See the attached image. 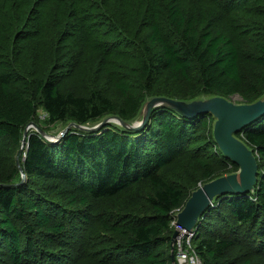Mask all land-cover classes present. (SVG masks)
I'll return each instance as SVG.
<instances>
[{"label": "trees", "instance_id": "obj_1", "mask_svg": "<svg viewBox=\"0 0 264 264\" xmlns=\"http://www.w3.org/2000/svg\"><path fill=\"white\" fill-rule=\"evenodd\" d=\"M77 1L69 0L67 7L79 16L82 11L75 4ZM101 2L106 5L111 0ZM223 4L228 11L197 17L183 11L177 3L162 1L170 34L164 32L160 20L152 19L140 20V26L150 28L142 38L132 30L127 33L122 29L118 36L124 44L131 41L134 45L126 49L119 46L109 53L113 60L99 69L92 82L86 76L70 75L62 84L56 75L47 76L31 66L22 68L20 56L28 47L18 43L21 39L41 37L43 30L38 20L31 24L33 30L21 33L23 36L14 39L18 41L10 47L0 40V137L9 138L19 156V161L16 158L11 165V173L0 177V257L4 249L11 263L30 264L40 260L34 237L64 235L66 224L53 218V207L34 178L56 177L77 188L84 204L89 201L88 196L110 198L133 185L149 183L152 191L146 195L147 212L127 228L120 249L135 253L139 264H174V213L183 208L199 186L239 170L214 140L212 114L187 117L161 107L140 132L109 124L96 133L75 130L58 143L47 142L30 130L21 153L20 148L26 126L32 121L39 124V106L47 117L46 123L39 125L50 131L52 125L71 119L86 123L117 115L131 121L146 99L155 96L192 100L200 95L229 98L237 93L246 103L256 101L264 95V0H248L239 12L248 20L245 47L251 50L247 55L242 52L244 45L220 27L224 14L236 5L233 0ZM151 8L147 0L148 17L152 16ZM81 30L80 27L78 31ZM61 44L59 37L55 55L48 57L54 63H60L59 58L61 63L64 61ZM32 57V64L37 65L38 57ZM61 63L60 67H64ZM238 137L257 153L256 190L220 196L204 213L193 235V245L203 264H232L228 255L236 239H240L234 238L235 226L243 227L250 238L257 233L264 236V117ZM183 162L184 166L192 163L191 170L183 167L176 178H171L169 172L178 170V163ZM20 167L27 175L24 182L22 178L13 180L17 174L22 175ZM74 199L73 196L71 200Z\"/></svg>", "mask_w": 264, "mask_h": 264}, {"label": "rangeland", "instance_id": "obj_2", "mask_svg": "<svg viewBox=\"0 0 264 264\" xmlns=\"http://www.w3.org/2000/svg\"><path fill=\"white\" fill-rule=\"evenodd\" d=\"M68 1L0 0V40L7 43L6 47H10L23 36L21 33L33 30L31 24L38 20L43 30L40 33L41 37L38 35L32 40L21 39L18 43L28 47L20 56L22 68L28 69L31 66L47 76L56 75L62 84L70 75L74 78L86 76L88 82L95 81L99 69L105 68L113 60L109 53L119 46L126 49L134 45L131 41L124 44V39L118 36V32L124 29L127 33H131L132 30L138 37L147 36L150 28L140 26L142 19V22H149L151 19L153 22L160 20L164 32L170 34L171 31L167 25L168 19L165 17L167 9L161 5L165 0H150L153 6L151 17H148L145 11L147 0H111L106 5L101 0L86 2L78 0L75 4L82 11L79 16L74 15L75 11H70L67 7ZM169 1L177 3L183 11L197 17L219 10L228 11L227 8H223L225 0ZM233 2L236 3L235 9L224 14L220 27L244 45L241 46L242 52L247 55L251 50L245 47L248 44L244 29L249 27L248 20L240 16L239 12L244 10L248 0H233ZM27 24L30 25L29 28ZM80 27L82 30L78 31ZM59 37L62 42L61 59L64 61L61 63L59 58L57 62L60 61L64 67L48 59L55 55V41ZM16 38L18 40L15 41ZM0 52H2L1 48ZM123 54L128 56L129 53ZM33 55L38 57L37 65L32 64L35 61ZM120 61L124 62L123 59ZM229 98L237 103L244 102L243 97L237 93ZM37 111V122L46 123L47 117L43 108L39 106ZM61 126L62 123L52 125L50 131L58 134ZM17 153L18 149L9 138L0 137V177H7L11 173V165L16 163ZM178 164H180L178 170L169 172L171 178H176L178 171L180 169L182 171L183 167L191 170L190 162L186 166H184L185 162ZM229 167L233 169L232 165ZM21 178L22 175L19 173L13 180L20 181ZM34 178L49 199V205L53 207L52 210L55 212L53 218L64 222L66 231L61 237L50 238L48 235L34 237L39 245L40 260L30 264H139L135 253L121 251L120 246L128 233L127 228L134 226L139 217L147 212L146 195L152 191L149 183L144 181L133 185L110 198L94 199L88 196L89 201L84 204L81 200L83 194L68 182L56 177ZM73 196L74 202L71 200ZM232 220L235 222L234 219ZM235 229L237 231L234 238L240 239H236L231 247L228 260H231L232 264H264V236L257 233L255 237L250 238L243 227L235 226ZM0 264H13L4 249Z\"/></svg>", "mask_w": 264, "mask_h": 264}, {"label": "water", "instance_id": "obj_3", "mask_svg": "<svg viewBox=\"0 0 264 264\" xmlns=\"http://www.w3.org/2000/svg\"><path fill=\"white\" fill-rule=\"evenodd\" d=\"M161 107L172 109L187 117L212 114L214 117L213 135L216 144L224 156L239 166L238 171L219 176L199 186L192 192L183 208L174 213L177 229H175L171 241V255L175 264V241L180 229L194 232L204 213L213 206L220 196L255 193L259 175L257 153L254 148L238 137V134L242 133L250 124L264 117V95L252 103H237L220 95H200L192 100L155 96L146 99L137 117L131 121H126L117 115H110L86 123H79L71 119L62 124L58 134H53L52 131H48L32 121L24 130L20 153L26 145L30 130L36 131L50 143L61 142L75 130L84 134L96 133L109 124H115L128 132H140L150 122L153 112ZM17 160L19 161V156ZM20 169L22 172L21 182H24L27 175L22 167Z\"/></svg>", "mask_w": 264, "mask_h": 264}, {"label": "built area", "instance_id": "obj_4", "mask_svg": "<svg viewBox=\"0 0 264 264\" xmlns=\"http://www.w3.org/2000/svg\"><path fill=\"white\" fill-rule=\"evenodd\" d=\"M171 226L177 229L176 219L174 217L171 221ZM193 235L194 232H188L186 229H180V233L176 237L175 241L174 252L176 264H203L201 257L193 246Z\"/></svg>", "mask_w": 264, "mask_h": 264}]
</instances>
